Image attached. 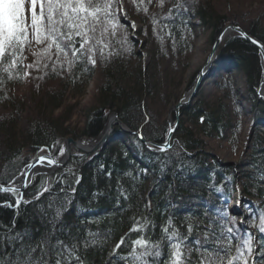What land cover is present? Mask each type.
I'll use <instances>...</instances> for the list:
<instances>
[{"label":"trees","instance_id":"1","mask_svg":"<svg viewBox=\"0 0 264 264\" xmlns=\"http://www.w3.org/2000/svg\"><path fill=\"white\" fill-rule=\"evenodd\" d=\"M126 1L125 17H138L144 24L136 34L160 36L161 32L175 50L190 52L196 29L208 26L212 43L227 22L240 25L264 43V9L229 13L219 11L211 0H163L162 5L161 0H156L151 10L153 0L151 3L143 0L142 4L141 0ZM177 4L181 7L175 8ZM137 5H140L139 10ZM145 6L147 12L143 11ZM126 18L119 14L124 27L117 29L115 37L106 38L109 48L104 56L97 51L95 67L86 57L71 69L66 62L61 67L55 49L49 58L42 51L46 47L43 44H39L38 51L28 60L29 65H34L29 67L26 53L33 42L23 46L22 52L17 54L18 63L8 72L4 69L10 60L0 64V107L3 110L0 115V183L8 182L21 169L24 148L37 144L53 151L65 136L94 137L114 110L147 139L164 140L168 123L152 103L156 97L165 101L166 96L157 91L150 65L146 69L141 67L136 50L138 43L130 34ZM145 45L149 46V42ZM216 57V66L209 77L213 79L218 69L225 72L223 81L217 84L224 95L230 94L234 104L232 112L223 96L209 102L203 98L201 89L189 105L181 108L179 125L166 151L150 148L136 135L126 134L119 128L113 134L115 139H109L86 161L87 156L76 151L69 163L55 171L50 188L40 198L18 209L0 207V261L10 264L16 259L17 251L24 259L25 254L35 248L34 260L42 258L48 264H55L57 257L52 246L58 240L69 247L76 245L75 255L80 261L73 260L72 264H142L131 255L133 249L137 254L145 251L133 243L137 239L148 241V246H158L151 247V251L161 253L142 258L147 264H171L173 243H181L184 264H200V254L205 249L212 252L217 247H227L221 244L222 239L231 240V247L233 240L237 241L243 248V241L251 235L250 227L244 228L237 222L238 216L226 207L238 183L236 173L204 147L205 137L225 139L232 129L237 133L240 124L234 122L233 113L240 115L241 108L246 109L255 122L264 121V101L255 92L261 66L255 46L236 35L220 44ZM60 61H63L62 56ZM25 67L34 80L28 99L12 92V88L23 81ZM240 72L248 85L247 92L242 94L235 87ZM196 73L195 70L190 75L188 86ZM94 77L98 80L97 102L85 106L84 122L77 130L71 125V118L79 100L66 103V99L70 95L82 96ZM248 157L253 170L242 172L243 180L239 182L249 197V206L243 209L257 211L261 217L264 215V138L257 133ZM82 162L81 177L75 185ZM44 180V174L36 175L25 193L36 194ZM207 189L212 190L219 201L208 196ZM16 197L0 192V200ZM253 197L261 198L260 204L254 205L250 200ZM197 205L204 208L198 210ZM185 211L192 215L185 216ZM233 218L235 222L230 223ZM205 223L211 225L208 233L215 234L219 245L205 241ZM133 228L137 230L131 231ZM228 228L233 229L232 233L227 232ZM173 232L178 235L172 236ZM260 234L258 240L264 249V233ZM121 237L124 243L117 249ZM42 248L47 250V255H43Z\"/></svg>","mask_w":264,"mask_h":264},{"label":"snow or ice","instance_id":"2","mask_svg":"<svg viewBox=\"0 0 264 264\" xmlns=\"http://www.w3.org/2000/svg\"><path fill=\"white\" fill-rule=\"evenodd\" d=\"M148 2L151 3V0H148ZM142 3L143 0H141ZM162 3L163 0H161V5ZM174 7L179 8L181 5L177 4ZM139 9L140 5H137V10ZM143 11H148L146 6ZM120 13H123L122 0H0V64L5 60H10L8 67L4 69L5 72L14 67L18 63L17 54L22 52L25 44L31 43L29 39L31 35L36 43L46 45L42 51L49 58H51L52 49H55L57 62L61 63V67L66 62L69 69H71L82 57H86L87 62L92 67H95L97 51H99L101 56H104L105 50L109 48V43L105 42L106 38L109 36L115 37L117 29H123L124 27L120 24ZM153 24H156L155 18H153ZM131 26L135 28L136 25L133 22ZM241 34L244 35L243 33ZM253 43L258 42L253 41ZM61 56L63 61H60ZM33 66L29 65V67ZM85 71H88V69L86 68ZM159 150L166 151L167 149L161 146ZM63 152L64 149L61 148L60 153L63 154ZM45 161L50 165L57 163L54 159L45 156H40L37 163ZM27 167L30 168L32 165ZM76 182L79 183V179ZM11 183L9 182L7 187L0 184V192L10 193L13 196L19 194V197L15 200L17 206L21 203H28V201L23 199V194L20 193V190L11 186ZM24 187H27V184ZM73 191L75 190L73 189ZM4 206L12 207L13 205L6 204ZM259 219L258 230L264 233V215H261ZM229 222L234 223V218ZM169 224H171V221H169ZM136 230L135 228L131 229V231ZM164 231L167 232L168 229L165 228ZM189 231H191V227H189ZM232 231V228L227 229L228 233H232ZM177 235V232L172 233V236ZM169 238L171 239V237ZM252 241L253 237L249 235L243 241V248L237 247L236 255L230 256L227 259V264H237V262L249 264L250 258L252 264H257V258L253 256ZM123 243L124 238L121 237L116 248H120ZM133 243L145 248V251L138 254L135 249L131 253L136 260L142 261V264H147V261L142 260V258L151 255L160 256L161 254L159 251H151V247L158 246H148V241L144 239H137ZM52 248L57 257L55 264H72L73 260L80 261V257L75 255L76 245L69 247L58 240ZM171 248V264H184L181 243H173ZM56 249L60 250L56 251ZM35 251L36 249L32 248L25 254L24 259H21V255L17 251L16 259L12 260L10 264H48L42 258L34 260L32 254ZM41 251L43 255H47L46 249L42 248ZM230 251L231 240H229L227 251L220 247H217L212 252L205 249L200 254V264H223L225 255ZM222 252H224V255H221ZM258 257L259 264H264V251L258 253ZM0 264H3V262L0 261Z\"/></svg>","mask_w":264,"mask_h":264},{"label":"rangeland","instance_id":"3","mask_svg":"<svg viewBox=\"0 0 264 264\" xmlns=\"http://www.w3.org/2000/svg\"><path fill=\"white\" fill-rule=\"evenodd\" d=\"M153 1L151 10H153L157 4L156 0ZM211 2L221 12L243 13L246 10L256 12V10L264 9V0H211ZM122 3L123 13L121 14L123 18H126L125 10L127 1L122 0ZM127 20L130 24V34L138 43L136 50L139 54L138 56L141 67L146 69L150 65L152 69V79L155 81L157 91L164 92V95L166 96L165 101H162L156 97L155 101L152 103V106L157 108L161 116L167 120L169 107L176 103L182 93L186 91V89L189 87L188 80L190 75L195 70L197 71L206 59L211 46L209 41L210 27L208 26L204 27L203 29H196L193 49L186 53L181 49L175 50L173 47H171L161 32L159 33L160 36L154 33L149 34L147 37L137 35V31L144 24L138 17H128ZM133 22L136 25L135 28L131 26ZM149 27L152 28L151 24ZM29 38H31L33 45L29 47L26 53V65H29L28 60L38 51L40 47V45L35 42L31 35ZM146 41L149 42V46L145 45ZM224 77L225 72L219 71L218 69V71L214 73L213 79H210L209 76L206 78L205 82L201 85L200 90L202 89L203 98L209 102L217 99L219 96H223L228 102L232 112L234 104L230 94L227 92V94L224 95V90H221L217 84L222 82ZM97 83L98 80L95 77L92 78L87 84L82 96L79 97L77 95V97H74L70 95L66 99V103L70 102L71 100H76V98L79 100L74 108V113L71 118V125L77 130L81 128L84 122L85 106H92L97 102L95 101L98 93ZM235 87L237 88L239 94L247 92L248 85L245 81L244 74L241 72L238 73ZM32 88H34V80L29 69L25 67L23 81L15 85L12 88V92L19 98L28 99L31 96ZM199 93L200 91L198 94ZM2 113L3 110L0 107V115ZM233 120L234 122H239L240 124L237 133L236 129H232L231 131L227 132L225 139H220L217 136L205 137L206 145L204 148L212 155L216 156L221 162L226 161L227 163L223 162V164L231 166L234 169L237 176L236 181L239 183L243 180V176L241 175L243 174L242 172L253 170L250 163L248 162V154L250 152L254 135L257 133L259 136L264 138V124L259 121H257L259 123L255 122L251 117V114L248 113L244 108H241L240 115L238 116H235L233 113ZM82 137L88 138L86 136ZM61 148H63V142L53 149L52 153L56 158L63 155L60 153ZM45 151H47V149L44 148L42 152ZM37 154L38 152L30 151L28 147L24 148L21 155L23 164L31 161ZM237 188H239L241 192V197H247L240 183L236 184V189ZM232 196L234 197V193ZM250 200L254 205L260 204L261 202V198L258 197L250 198ZM238 207L239 209H242L241 204L238 205ZM240 214H243V211H241ZM245 214L247 217L245 216L240 218L239 220L242 223L240 224L244 228L246 226L250 227L254 243L253 256L257 258V264H259L258 253L264 251L263 247L260 245L261 242L258 240L260 232L257 229V226L260 222V216L257 211H246ZM204 238L207 243H212L215 241L208 231L204 232ZM236 246L239 247L238 243H236ZM224 250L227 251L226 249ZM221 255H224V252H222ZM234 255H236V248H232L228 255H225L223 264H227V259ZM237 263L240 264V262ZM249 264H252L251 258L249 259Z\"/></svg>","mask_w":264,"mask_h":264},{"label":"water","instance_id":"4","mask_svg":"<svg viewBox=\"0 0 264 264\" xmlns=\"http://www.w3.org/2000/svg\"><path fill=\"white\" fill-rule=\"evenodd\" d=\"M241 33H243L244 35H242ZM234 35L243 37L245 40H247L252 45H254L255 48L257 49V53L260 59L261 71H260L259 82L255 88V92L257 94V97L260 100L264 101V47H262L264 46V43L261 42L255 36L249 34L240 25L234 24L232 22H227L214 37L211 43L210 50L206 56V59L204 63L200 66V68L198 69L192 84L186 89V91L182 93V95L178 98L176 103H174L173 105L169 107L168 114H167L168 125L165 131L163 141H154V140L147 139L146 137L142 135L139 129H135L129 126L119 116L118 112L114 110L108 116L103 130L97 136L87 139V140L85 138L84 139L74 138L70 135L66 136L64 138V143H63L64 152L61 157L56 158L51 153L50 149H48L47 152H42L38 154L31 161L27 162L21 168L19 173L15 175L9 181V182H12L11 186L18 188L20 190V193L23 194V199L28 202L33 199L40 198L46 192L45 189L47 190L49 189L51 176L53 175V173L57 169L65 166L70 161L71 157L74 154V150H79L82 154L86 155L87 156L85 159L86 161L87 158H89V156H91L96 151H99L101 148H103L107 144L109 139L110 140L115 139V135L113 136V134L116 132L117 128H119L122 132L126 134L136 135V137L139 140H141L146 146L150 148L160 149L161 146H164L165 148H169L168 146L171 144L172 136L179 125L181 108L185 105H189L192 102V100L195 98V96L198 94V91L201 88V85L203 84L207 76L209 75L212 65H214L216 62V59H217L216 54H217V50L220 44L228 37L234 36ZM253 41H257L258 43H253ZM170 129H172V131H170ZM41 148H42L41 145H37V144L29 146L30 151H33V152H36L40 150ZM40 156H45V157L54 159L55 161H57V163L50 165L46 162L45 164L41 166H36L38 164L37 160ZM222 162L227 163L226 161H222ZM82 164L83 162L79 166L80 169L77 174V179H80L81 177ZM28 165H32V167L29 168L27 167ZM39 173L45 174V183H44L43 188L39 192H37L35 195H32V197L26 196L25 195L26 188L31 183L33 177ZM17 177H19V182L17 185H13L15 180H17ZM9 182L0 183V184H3V186L7 187L9 186ZM25 184H27V187H24ZM76 184L77 182H75V185ZM6 204L13 205L12 207H9L10 209H17L25 203H21L20 205L17 206L15 204V200H11V199L0 200V206H4ZM234 212L240 213V210L236 208Z\"/></svg>","mask_w":264,"mask_h":264},{"label":"bare ground","instance_id":"5","mask_svg":"<svg viewBox=\"0 0 264 264\" xmlns=\"http://www.w3.org/2000/svg\"><path fill=\"white\" fill-rule=\"evenodd\" d=\"M215 72H217V71H215ZM46 162L47 161H45L43 163H38L36 166H41V165L45 164ZM18 182H19V177H17V180H15V182L13 183V185H17ZM233 193H234V197H233L234 198V203L233 204H235V205H237V204L240 205L241 204V206H243V207H248L249 206V204H247V201H248V198L249 197L248 196L247 197H245V196L244 197H241V192H240L239 188H237V189L234 188V191L232 192V195H233ZM25 195L28 196V197H32V195H29L27 193H25ZM211 198H213L214 200L219 201V199L217 198V196L215 194ZM34 200H36V199H33V200L29 201L28 203H30V202H32ZM28 203H25V204H28ZM230 206H234V205H230ZM184 215L187 216V217H189L192 214L189 213V212H187V211H185L184 212ZM260 235L263 236V234H260ZM263 245H264V243H263Z\"/></svg>","mask_w":264,"mask_h":264}]
</instances>
